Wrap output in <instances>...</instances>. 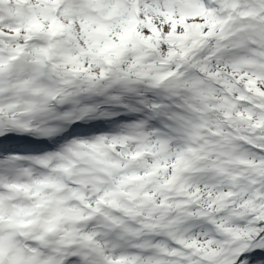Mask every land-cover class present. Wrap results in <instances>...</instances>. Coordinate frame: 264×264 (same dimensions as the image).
Masks as SVG:
<instances>
[{
    "label": "snow or ice",
    "instance_id": "1",
    "mask_svg": "<svg viewBox=\"0 0 264 264\" xmlns=\"http://www.w3.org/2000/svg\"><path fill=\"white\" fill-rule=\"evenodd\" d=\"M0 264H264V0H0Z\"/></svg>",
    "mask_w": 264,
    "mask_h": 264
}]
</instances>
